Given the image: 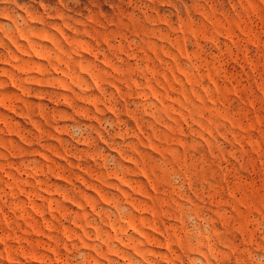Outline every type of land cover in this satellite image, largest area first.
Masks as SVG:
<instances>
[{"label": "rangeland", "instance_id": "rangeland-1", "mask_svg": "<svg viewBox=\"0 0 264 264\" xmlns=\"http://www.w3.org/2000/svg\"><path fill=\"white\" fill-rule=\"evenodd\" d=\"M0 264H264V0H0Z\"/></svg>", "mask_w": 264, "mask_h": 264}]
</instances>
